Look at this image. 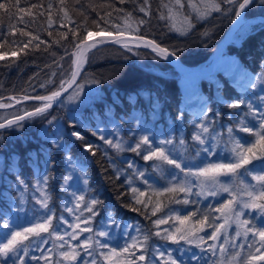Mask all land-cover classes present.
<instances>
[{
    "label": "snow or ice",
    "instance_id": "obj_1",
    "mask_svg": "<svg viewBox=\"0 0 264 264\" xmlns=\"http://www.w3.org/2000/svg\"><path fill=\"white\" fill-rule=\"evenodd\" d=\"M128 3L134 5L131 11L118 6ZM76 5L79 6L76 10L84 16L80 23H77L69 14L67 0H57L55 5L52 2L45 5L42 0H34V2L26 3L23 7L20 0H0V15L17 19V22L24 24L25 28L37 23L40 17H46L47 28L52 29L54 7L60 20L67 19L73 25L72 28L64 32H61L59 28L55 29L57 38L53 41L57 44L64 41L72 45L71 65L65 70L62 64L53 60L57 69L51 72L49 79L53 88L48 91L47 95L23 96V100L31 99L41 103L31 110L14 114L11 119L0 121V143L5 142V130L9 131V135L14 131L22 132L25 127L23 122L26 120L35 121L38 119L42 124L48 125L41 129L42 138L50 143L51 147L64 152L65 174L60 188L68 193L71 199L62 207L76 221L73 224L63 215L57 217L54 208L49 207L51 197L48 191V182L53 177H50L48 173L54 170L56 164L51 155V149L41 148L38 151H29L26 154L25 163L29 166L35 165L36 169L40 168V157H44V171L36 180L32 195V199L44 211L40 216H33V220L29 222L31 226L20 227L17 230L9 219V211L0 209V226L9 230L4 239L0 240V264H27L25 257L29 256V250L33 246L34 251L41 253L40 256L31 255L29 257L36 264H40L41 261L43 264H65V262L67 264H177V260L170 252L167 253V259H163L166 253L161 250V246H153V237H159L173 244H180L181 241L195 244L202 250L211 252L212 256L209 257L211 264H255L256 261H264V252L261 251L264 249V60L260 62L259 72L253 74L244 70L235 59L220 52L217 62L213 65L202 68L199 72L184 70V91L187 103L177 109L174 120L171 119L170 114L167 117L162 115V106L166 101H162L158 94L151 91L129 94L127 100L132 107L127 113L117 116L115 106L120 105L121 101L118 96H114L111 103L104 105L103 116L99 111H92L91 116L85 119L82 115L77 114L81 112L82 107L95 104L93 95L100 93L101 89L97 86L101 85L103 81L95 78H92L90 83L85 81L82 76L83 64L87 63V53L91 49L97 48L98 44L107 42L98 40L90 43V38L100 36L103 33L101 24L111 23L113 13H117L124 19V28L113 24L115 38L112 42L121 43V38L125 36V30L140 33L146 24H150L154 13L151 0H114L112 3H107L106 6H102L103 13L97 12L95 7L92 9L97 14V19L92 21L97 30L93 31L87 27L88 16L83 11L80 0H76ZM256 6L264 8V0H200L199 5L193 0H167V2L160 0L155 14L158 20L169 23L170 30H177L176 19L182 16L183 22L179 30L181 34H187L184 29L189 31L195 29L193 20L207 22L213 12L234 18L232 19L233 24L240 25V21L245 19L247 11ZM186 7L192 9V12L184 15L183 10ZM33 9H35L34 12ZM60 13L63 15L60 16ZM134 13L143 15L137 18ZM25 15L30 19L26 21ZM258 19L260 25L264 26V16ZM64 27L65 25L61 23L60 28ZM240 29L246 31L248 26L240 25ZM17 31L21 37H29L27 42L15 39ZM9 34L14 37L12 41H7L4 36L0 35V49L4 48L5 43H11L19 47V52L27 55L25 49H29L30 45L39 50L41 44L46 43L39 35H34L32 31L18 29L15 24L10 25ZM47 35L53 36V31H47ZM203 35L207 36L208 33L205 32ZM108 36H113V33L108 32ZM133 39L137 41L136 47L141 45L150 47L157 57L164 60L176 56L175 51L161 46L156 40L146 39L144 35H136ZM34 41L37 43L33 44ZM123 46L132 51L127 43ZM9 55L17 57L18 52L15 49L0 51V60L7 59ZM177 67H182L178 61ZM219 72H223L229 81L238 88L241 93L238 98L224 99L223 85L216 79V74ZM58 75L60 79L57 84L52 77ZM204 80L216 86L215 102L225 103L229 109L237 110L233 114L235 119H232L227 126L219 124L217 118L221 115L220 112L212 113L211 103L213 101L211 98L205 97L200 89V82ZM40 87L45 88L46 85L41 84ZM86 89L89 91L86 92ZM93 89L95 93H93ZM138 95L151 101L147 114L143 109L136 107ZM9 99L15 100L17 104L21 103V100L16 97ZM2 100L3 98H0V108L13 106L3 103ZM193 100L198 103L199 110L195 112L193 119L189 122L194 131L188 139L183 135L182 125L190 102ZM54 106L60 108L71 106L69 111L73 114L61 122L58 117L51 114ZM161 119H164L166 123L171 121L169 123L170 131L156 139L153 129L148 125L149 122L155 125ZM124 123L134 125L133 129L128 130L129 139H125L123 135ZM177 124L181 127L177 128ZM89 133L113 149L116 154L127 151L135 153L145 162H153L149 167L154 172H159L161 179H165L164 173L167 171V184L154 191L157 195L171 194L170 199L176 204L197 203V201L188 198L191 195L217 197L221 192L227 193L229 199L220 203L219 207L208 206L211 212L219 214L212 216L210 222V212L201 213L199 209L189 211L186 215H175L176 221L181 226L191 217H197L196 224L200 227L196 230L184 229L175 225L171 226V229L174 230L160 229V225L168 224L172 219V216L167 213L163 217L151 221L155 231L144 229L138 224H123L111 212L107 213L104 220L100 221V226L96 227L95 220L100 215L98 205L102 201L95 196L86 198L84 187L73 188L74 182L87 186L89 180L87 174L84 173L83 162L74 158L71 151L68 150L69 140L78 141L81 151L85 154V159L87 154L95 156L100 151V147L89 141ZM238 133H246L255 139H245ZM218 141H224L227 154L222 153L213 160L212 157H217ZM229 145H231L230 148ZM181 148L183 151L179 150ZM185 153H188L190 158H187ZM104 155L112 166L117 179L122 174L125 175L135 204L141 205L146 213L150 211V215H146V218L150 219L156 216L157 212L161 210L159 200L149 210L148 204L151 203V198L147 201L140 200L136 194L144 196L145 192L132 186L133 179H135L149 189H153L154 178L150 177L146 170H142L134 160H128L127 169L122 170L116 167V161L107 151L104 152ZM165 165L171 166V170L166 169ZM0 167H3L8 174H13V169L20 167L19 160L15 156L8 158L0 161ZM128 170H132V179L127 178ZM173 170H178V173ZM179 173L183 174V179L178 178ZM15 175L18 190H27L29 185L21 178L20 172H16ZM241 176H250L251 180L256 183H246L239 179ZM220 177L239 180V184L223 182ZM193 188H199V191L193 192ZM37 192L39 196L36 195ZM178 193H184V198H179ZM22 205L23 200L9 205V209L17 213V218H19V213L26 211ZM131 211L139 212L141 209L132 207ZM171 211L169 209V212ZM85 212L88 213L87 216L83 215ZM54 220L58 224L68 225L72 231L61 232L58 224L53 223ZM221 220L222 222L218 223ZM232 224L236 225L234 235L228 234V228ZM81 225L84 226L81 227ZM205 226L211 228L212 231L203 236L199 235L200 232H204ZM112 229H117L122 233L124 244L119 248L111 243L114 239ZM41 233H45L47 236H42ZM83 233H90V235L81 239ZM241 236L243 241L236 244L235 240ZM30 237L37 239L30 240ZM48 237H55L61 242L58 249H65L58 251L59 259H54L56 253H53L52 248L43 247L49 243ZM65 237L68 239L65 240ZM26 241L28 243H25ZM72 241L77 243L73 244ZM208 241H212V243L209 244ZM245 248H247V253L242 254ZM146 256L149 257L148 260H146ZM212 257L216 259L213 260Z\"/></svg>",
    "mask_w": 264,
    "mask_h": 264
},
{
    "label": "trees",
    "instance_id": "obj_2",
    "mask_svg": "<svg viewBox=\"0 0 264 264\" xmlns=\"http://www.w3.org/2000/svg\"><path fill=\"white\" fill-rule=\"evenodd\" d=\"M29 2H34V0H20L22 7ZM42 2L45 5L49 2H52L54 5L57 4V0H42ZM112 2H114V0H80V5L83 6V11L88 16L87 27L89 29L93 31L97 30L92 23L93 19H97V14L96 12H93L92 9L95 7L97 12L103 13L104 8L102 6H106L107 3ZM165 2H167V0H165ZM193 2L198 5L200 4V0H193ZM151 3L154 14L151 17L150 24H146L141 29L140 33L131 30H125V33L144 35L152 40H156L157 43L169 48L170 51H175L176 56L185 65L206 62L207 58L212 53L217 40L231 20L229 17L213 12L207 22L203 20L196 22L193 20L195 29L191 31L184 29L187 34H181V31L179 30L181 28L180 25L179 27H176L177 30H170L167 21L157 19L155 13L160 4V0H151ZM118 6L123 7L128 11H131L134 7L132 3ZM67 7L69 14L77 23L83 21L84 16L81 15L80 11L76 10L79 7L76 5V0H67ZM32 11L34 12L35 9ZM189 12H192V9L186 7L185 10H183L184 15ZM255 14L264 15V8L259 6L253 7L247 11L246 17ZM59 15L62 16L63 14L60 13ZM134 15L139 18V16H142L143 14L134 13ZM52 17L54 20L53 28L48 29L46 17H40L37 23H33L28 28H25V25L18 23L17 19H10L6 15H0V35L4 36L7 41H12L14 39V37L9 34V27L11 24H15L18 29L32 31L34 35H39L42 40L46 41L45 44H41L39 50H36L30 45L29 49H25L27 55L19 52V47L14 46L11 43H5L4 48L0 49V51L15 49L18 52L17 57L9 55L7 59L0 60V98L6 95L20 97L23 95H42L48 93V91L53 88V85L49 83L51 72L57 70L56 66L53 64V60L62 64L65 70L71 65L72 61L70 55L72 52V45L64 41H61L59 44L53 43V41L57 38L55 29L59 28L61 32H64L69 28H72L73 25H71L67 19L60 20L55 7L52 10ZM24 19L27 21L30 17L25 15ZM61 23L65 25L64 28H60ZM113 24H118L122 29L124 28V19L121 18L120 14L113 13L111 23L101 24L103 32L115 33ZM46 30L53 31V36L49 37ZM205 32L208 33L207 36L203 35ZM15 39L27 42L29 37H21L19 31H17ZM35 43L37 42L34 41L33 44ZM62 44L64 46H61ZM129 47L132 48V51H129L123 45L107 44L92 49L87 53L88 61L87 63H84L82 76L85 81L89 83L92 78L102 80L103 83L97 86L101 89L100 93L93 95L95 104L82 107L81 112L77 115H82L87 119L91 116L92 111H99L101 116H103L104 105L106 103H111L114 96H118L121 104L116 105L115 108L116 114L119 116L131 110L132 106L127 100L129 94H137L141 91H151L158 94L162 101H166L162 106V115L167 117L170 114L171 119L174 120L177 114V109L184 105L181 102L182 91L176 80V76L179 75V73L170 62L157 57V55L149 50L141 47ZM223 53L235 57L240 65L247 71L253 74L258 73L260 62L264 60V26H261L260 24L254 26L241 36L238 43L229 41V43L226 44ZM61 57H63V59H61ZM150 66L157 67L160 71L168 72L170 77H159L151 74L147 71ZM52 79L58 84L60 77L58 75L57 77H52ZM216 79L223 85L222 95L225 100L238 98L241 95L238 88L230 83L229 79L223 72L217 73ZM41 84H45L46 87H40ZM200 89L205 97H209L213 101L211 103L212 113H221L217 118L220 125L227 126L232 119H235L233 114L237 112L236 109H229L225 103L215 102L216 86L214 84H209L207 80L201 81ZM92 91L95 93L94 89ZM101 98H103L102 101ZM2 102L8 104L10 103V100L4 99ZM39 103L41 102L26 101L12 107L0 108V121L12 117L14 114L30 110L34 106L39 105ZM150 103L151 101L146 100L144 96H137L136 107L143 109L145 114L149 111ZM69 107L60 108L54 106L51 110V114L58 117L61 122H64L73 114L69 111ZM194 114L195 113L187 110L182 125L183 135L188 139H190L191 134L194 131L189 123L190 120L193 119ZM170 122L171 121L166 123L164 119H161L155 125L149 122L148 126L153 129L156 139H159L166 132L170 131ZM23 123L25 124V127L22 132L14 131L9 135V131L5 130V142L0 143V161L15 156L18 158L20 165L19 168L13 169V174H8L3 167H0V194H2L0 195V209L9 211V219L17 230L20 227L31 226L27 222L29 217H33L36 213L41 215L44 210L39 204L35 203L32 199V195L34 191L33 186L44 171V157H40L39 169H36L35 165H27L25 160L26 154L29 151H38L41 148L51 149V155L56 161V164L54 170L48 173L50 177H53L48 182V191L51 197L49 207L54 208L57 217L63 215L65 219L74 224L75 221L72 219V216L64 211L62 207V205L66 204L71 199L68 193L62 191L60 188L61 181L65 174V161L63 159L64 152L51 147L50 143L42 138L43 132L41 129L48 127L46 123L42 124L38 119L35 121L26 120ZM133 127L134 125L132 123L123 124V135L125 139H129L128 130L133 129ZM180 127L181 125L177 124V128ZM88 139L90 142L99 145L100 147V151H98L95 156L87 154V158L85 159V154L81 151L80 142L78 141L69 140L68 150L71 151L74 158L83 162L82 166L84 173L87 174L89 180L87 186L80 185L76 182L73 184V188L84 187V195L86 198L95 196L102 201V203L98 205L100 215L96 217V227H99L100 221L104 220L107 213L111 212L118 218V221H122L123 224H138L144 229L155 231L151 221L158 217H163L167 213L172 216V219L169 220L168 224L160 225V229L170 228V230H174L171 229V226L175 225L184 229L196 230L200 227V225L196 224L197 217H191L189 221L181 226L178 224V221H176L175 215H186L189 211L199 209L201 213L210 212V222L212 216L219 214L211 212L208 206L212 205L214 207H219L220 203L227 200L229 197L227 193H224V195L217 199L203 200L198 196L191 195L188 198L192 201H197V203H190L188 205L183 203L176 204L171 201V194L164 193L163 195H157L155 193V189H160L167 184V181L162 180L160 184H154L153 189H149L144 185V196H139V193L136 194L142 201H147L151 198V203L148 204L149 210L157 200L161 203V210L157 212L156 216L147 219L146 215H150V211L146 213L141 205L135 204L129 184L126 182L125 175L122 174L119 179L116 178L115 172L113 171L112 166L108 163L104 152L107 151V153L113 157L116 161L117 168L122 170L127 169V161L134 160L136 164L142 170H146L150 176L154 175L153 170L149 167L152 162H145L140 157L136 156L135 153L127 151L116 154L113 149L103 144L98 138L91 136L90 133ZM219 142H222V144L225 145L224 141ZM181 150L183 151L182 148ZM218 153L220 152L217 148V155ZM185 155L187 158H190L188 153H185ZM217 158L218 157H212L211 159L215 160ZM16 172H20L21 178L27 185H29L27 190H18L16 184ZM127 178H132V170L127 171ZM132 186L136 187L134 183H132ZM36 195L39 196V193L37 192ZM177 195L179 198L183 199L185 194L178 193ZM20 200H23L22 206L26 211L22 212V214L19 213V218H17V213L11 211L9 205H12L14 202L18 203ZM132 207L140 208L141 211H131ZM169 209L172 211L169 212ZM86 214L88 215V213ZM28 215L29 217H27ZM219 222L221 221H218V223ZM53 223L58 224L56 220H54ZM58 226L61 232L72 231L68 225L58 224ZM83 226L84 225H81V227ZM8 231V229H4L0 226V240L4 239V236ZM211 231V228L205 226L204 232H200L199 235L203 236L205 233H210ZM112 234L114 239L111 243L113 246L119 248V246L124 244L122 233L117 229H112ZM41 235L47 236L45 233H41ZM88 235H90V233H83L80 238L83 239ZM31 239L32 237H30V240ZM48 239L49 243L43 247L52 248L53 253H56L54 259H59L58 251H63L65 249H58V245L61 242L56 240L55 237H48ZM67 239L68 237H65V240ZM25 243L28 242L26 241ZM72 243L75 244L77 242L72 241ZM152 243L154 247L161 246V250L165 251L166 255L170 252L177 260V264H206V262L207 264H211V260H209V257L212 256L211 252L202 250L195 244H187L184 241H181L180 244H173L170 241L162 240L159 237H153ZM208 243L210 244L212 241H208ZM245 250L247 251V248H245ZM246 253L247 252H244L243 254ZM40 254L39 251H34L33 246V248L29 250V256L25 257L27 264H36V262L30 260L29 257L31 255L40 256ZM137 255H139V253H137ZM166 255L163 258L165 260L167 259ZM148 259L149 257L146 256V260ZM212 259L214 260L216 258L212 257ZM40 264H43V261H41ZM65 264H67V262H65Z\"/></svg>",
    "mask_w": 264,
    "mask_h": 264
},
{
    "label": "rangeland",
    "instance_id": "obj_3",
    "mask_svg": "<svg viewBox=\"0 0 264 264\" xmlns=\"http://www.w3.org/2000/svg\"><path fill=\"white\" fill-rule=\"evenodd\" d=\"M261 16H264V15H262V14H255V15H253V16H248V17H245V19H243V20H241L240 21V25H247L248 26V29L245 31V30H241L240 29V25H237V27L234 29V31L231 33V35L229 36V40L228 41H230V42H234V43H236L240 38H241V36L245 33V32H247L248 30H250L251 28H253L254 26H257L258 24H260L259 23V17H261ZM182 22H183V20H182V17H177V19H176V27H179V25L181 26L182 25ZM226 56H229V57H233V56H231V55H228V54H225ZM233 59H235L234 57H233ZM236 60V59H235ZM237 61V60H236ZM237 63H238V61H237ZM198 64H203V63H198ZM239 64V63H238ZM194 65H196V64H194ZM240 65V64H239ZM189 66H191V65H189ZM245 70V69H244ZM247 71V70H246ZM249 72V71H248ZM228 78V77H227ZM229 79V78H228ZM176 80H177V82L179 83V85H180V89H181V91H182V96H181V102L183 103V104H185V103H187V101H186V96H185V91H184V78H183V74H180L179 73V75H177L176 76ZM87 91H89V89H86V92ZM193 102L195 103L196 101H194L193 100ZM71 107V106H70ZM238 135L239 136H241V137H244L245 139H248V140H251V139H253L252 137H249L248 136V134H246V133H238ZM225 139H227L226 137H225ZM229 148L231 147V146H228ZM180 151H182L181 149H179ZM218 151L220 152V153H218V155H217V157H219L222 153H224V154H227L226 153V149H225V145H223L222 144V142L220 143L219 141H218ZM153 163V162H152ZM166 169H169V170H171V166H167V165H165L164 166ZM174 172H176V173H178V170H173ZM154 172V171H153ZM160 173L159 172H154V175H152V176H150V177H152V178H154V184H160L161 182H162V180H164V181H167V177H168V172L166 171L165 173H164V176H165V179H161L160 178ZM178 178L179 179H183V174L182 173H179L178 174ZM132 179V178H131ZM220 179H221V181H223V182H230V183H233V184H239V180H232L230 177H220ZM239 179H242V180H244L246 183H248V182H250V183H252V184H255L256 182L255 181H252L251 180V177L250 176H241ZM74 183H76V182H74ZM133 183H134V185L136 186V187H138L141 191H143L144 190V185L142 184V183H140L139 181H137V180H135V179H133ZM74 187V186H73ZM193 190H194V192H197V191H199V188H193ZM222 195H224V193L223 192H221V194L219 195V196H217V197H211V196H206V195H204V196H198L199 198H201V199H203V200H205V199H217L218 197H220V196H222ZM228 199H229V197H228ZM71 206V205H70ZM20 214H22V212L20 213ZM30 215V214H29ZM29 215L27 216V217H29ZM84 216L85 215H87L86 214V212L83 214ZM35 216H40V215H38V213H36V215ZM72 219L75 221V218L72 216ZM33 220V217H29V219H27V222L29 223L30 221H32ZM221 222H222V220H221ZM75 223H76V221H75ZM30 224V223H29ZM227 227V226H226ZM235 228H236V225L235 224H232L231 225V227L230 228H228V234H230V235H234V231H235ZM223 231V230H222ZM133 234H135V233H133ZM32 239H37L36 237H32ZM31 239V240H32ZM243 241V237L241 236L240 238H237L236 240H235V243L236 244H240L241 242ZM227 247V246H226ZM238 250V249H237ZM253 251H254V249H253ZM261 251L262 252H264V249H261ZM244 252H247L245 249L243 250V253ZM242 253V254H243ZM258 255V254H257ZM166 257H167V255H166ZM255 264H264V261H256L255 262Z\"/></svg>",
    "mask_w": 264,
    "mask_h": 264
},
{
    "label": "water",
    "instance_id": "obj_4",
    "mask_svg": "<svg viewBox=\"0 0 264 264\" xmlns=\"http://www.w3.org/2000/svg\"><path fill=\"white\" fill-rule=\"evenodd\" d=\"M232 19H234V18H231V20L228 23L227 27L224 29V31L222 32L221 36L217 40V42H216V44H215V46L213 48V51H212V53L209 56V60L206 63L188 66V65H185L184 63H182L177 56L172 57V58H170L169 60H166V61L170 62L174 66V68L177 70V72L180 73V74H183L184 73V70H187L188 72H190V71H192L194 69H198L199 70V69L208 67L210 65H213L216 62L217 57L220 54V52H223V50L225 49V46L228 43L229 36L234 31V29L237 27V25H234L233 24ZM136 35H138V34H128V33H125V36L123 38H121V43H114L112 41L115 38V33H113V36L110 37V36H108V33L103 32L100 36H93V37H91L90 40H89V42L90 43H93V42H96L98 40H105V41H107L104 44H98L97 47L102 46V45H107V44L123 45L125 43H127L129 46L136 47L137 41L135 39H133V37H135ZM146 39L152 40L149 37H146ZM140 47L141 48H145V49L149 50L150 52H152V50H151L150 47H145L143 45H141ZM152 53L156 55V53H154V52H152ZM177 61H178L179 65L182 66V67H177ZM83 66H84V64H83ZM147 71H149L151 74L156 75V76H159V77H170V74L168 72L160 71L157 67H154V66L148 67ZM47 94L48 93H45V94H42V95H47ZM23 96L16 97V98L18 100H21V102L35 101V100H31V99H29V100H23L22 99ZM29 96H35V95H29ZM10 97H15V96L6 95V96H3L1 98L10 100V103H8V104H12L13 106L16 105L17 103L15 102V100L9 99ZM188 110L190 112H192V113H195V112H197L199 110V107L194 108V107L190 106ZM12 117L7 118V119H11Z\"/></svg>",
    "mask_w": 264,
    "mask_h": 264
},
{
    "label": "bare ground",
    "instance_id": "obj_5",
    "mask_svg": "<svg viewBox=\"0 0 264 264\" xmlns=\"http://www.w3.org/2000/svg\"><path fill=\"white\" fill-rule=\"evenodd\" d=\"M228 43H229V42H228ZM108 45H109V44H108ZM162 46H163V45H162ZM231 58H233V57H231ZM216 62H217V60H216ZM216 62H215V63H216ZM200 70H201V69H199V70H198V69H194V70H192V71H190V72H199ZM3 100H4V99H3ZM23 103H24V102H23ZM19 104H20V103H19ZM190 106H192V107H194V108L199 107L198 103H197V102L194 103L193 101L190 102Z\"/></svg>",
    "mask_w": 264,
    "mask_h": 264
}]
</instances>
